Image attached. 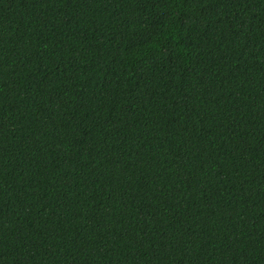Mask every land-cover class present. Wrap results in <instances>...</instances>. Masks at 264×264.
<instances>
[{
    "label": "trees",
    "instance_id": "trees-1",
    "mask_svg": "<svg viewBox=\"0 0 264 264\" xmlns=\"http://www.w3.org/2000/svg\"><path fill=\"white\" fill-rule=\"evenodd\" d=\"M0 264H264V0H0Z\"/></svg>",
    "mask_w": 264,
    "mask_h": 264
}]
</instances>
